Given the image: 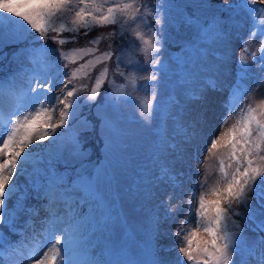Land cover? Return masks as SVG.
<instances>
[{"label":"snow or ice","instance_id":"1","mask_svg":"<svg viewBox=\"0 0 264 264\" xmlns=\"http://www.w3.org/2000/svg\"><path fill=\"white\" fill-rule=\"evenodd\" d=\"M245 23L247 36L241 32ZM110 25L117 29L93 37L89 47L63 49L77 41L81 29L87 36L93 28ZM65 32L72 35L64 36ZM184 32L191 35L185 37ZM257 37L258 48L251 51ZM233 38L239 40L234 66L228 57ZM105 40L109 41L108 50L99 52L97 46ZM114 40H119L118 49H113ZM168 40H174L185 53L175 58V71L181 80L199 83L184 92L183 102L169 95L161 106L158 89L169 68L160 54ZM49 41L59 47H51ZM10 46H15L14 59L24 56L33 67L20 65L10 76L0 77V225L8 230L6 234L0 228V257L6 255L9 264H23L24 260L30 264H103L75 254L79 246L87 256L84 225L93 217L82 214L81 202L88 204L98 198L101 173L85 175L74 167L73 160L82 161L89 155L85 148L89 138L81 139L80 133L91 132L94 126L85 118L83 128L71 138L65 168H71L74 179L54 169L50 149L56 145L55 159L61 158L57 141L63 133L57 130L66 129L70 116L75 117L81 106L78 93L88 91L85 102L96 101L107 81L110 91L105 94V103L97 105L106 150L117 146L121 134L116 117L121 103L132 104L147 127L159 121L156 135L164 147L156 156L159 171L152 180L159 194L150 189L148 195L158 199L157 208L164 214L161 217L157 212L152 218V258L148 264H264V98L241 108L234 122L218 135H209L210 146L205 150L210 155H215L213 150H226L231 161L226 169L224 158H218L220 180L207 188L202 181L198 197L190 190L183 203H173L177 191L183 190L184 165L198 156L195 141L210 124L206 116L209 108L218 104L225 109L223 127L232 119L237 104L264 84V0H223L218 4L212 0H0V52ZM217 47L224 49L223 56L218 55ZM89 55L93 59L69 69V63ZM114 55L113 77L123 78L119 84L108 77V61ZM53 64L58 75L50 78ZM99 64L105 66L90 90L87 85L73 84L79 73ZM254 66L257 71H253ZM125 67L130 70L126 72ZM22 73L28 83L24 89L17 87ZM89 75L84 71L80 78ZM56 80L62 85L60 94H53ZM209 93L219 95L210 97ZM7 98L12 101L10 110L5 108ZM169 121L171 136L167 132ZM46 140L48 145H44ZM33 145L39 147L30 148ZM46 150V166L33 169V175L42 177L43 183L34 179L22 187L20 177L25 175V166L29 161L39 164ZM208 195L215 198L206 199ZM194 198L195 227H185L186 220L180 222L172 233L177 255L170 260L161 255L169 247L155 243L166 235L161 233L160 224L174 219L185 204L192 212ZM29 199L37 203L29 204ZM42 213L47 218L48 233L46 250L41 253L44 245L36 238L34 227ZM201 231L207 239L200 238Z\"/></svg>","mask_w":264,"mask_h":264},{"label":"rangeland","instance_id":"2","mask_svg":"<svg viewBox=\"0 0 264 264\" xmlns=\"http://www.w3.org/2000/svg\"><path fill=\"white\" fill-rule=\"evenodd\" d=\"M179 1L180 0H175L176 3H179ZM212 2L218 4L223 2V0H213ZM221 15H227V13H221ZM247 28L248 26L246 25V27L244 26L241 30L244 36H247ZM182 35L187 37L191 34L184 32ZM173 36H175L174 32ZM258 41L259 37H257V40L250 46L251 51L257 50ZM174 43H176L174 40H170L160 54V56L163 54L171 56L169 61L164 62L163 60L164 64L168 66L169 71L163 74V79L161 80L160 87L158 89L161 106H163V102L168 99L169 95H173L178 100L183 102L182 92L192 88L190 85H196V83H198V81L191 84L183 82L179 73L175 71V58L178 56L183 57L185 53L181 52L180 45L176 49H171L170 45ZM238 49L239 40L233 38L228 50L229 62L233 66L235 65V58ZM217 53L218 55L223 56L224 49L222 47H217ZM138 58L141 62L143 61L142 56ZM209 59L212 60L214 57H209ZM258 59L259 55L257 56V60ZM77 63L79 64L73 65L74 68L81 64L80 62ZM0 65L3 66L0 77L10 76L13 72L19 70L20 65H25L28 68L33 67L28 64V61L24 56H21L17 60L13 58V55L11 56V60L9 62ZM68 67L70 69V64ZM126 68L127 67L124 68L126 72L130 70L129 68ZM113 70L114 69H109V79L114 78L118 84L122 83V77L119 75H115V77H113V74L110 73ZM84 71H86V69ZM84 71L79 73L77 78L73 79V84L77 87L82 84L87 85L90 90L93 83L91 82V84L88 85V81L86 80L87 78H80L83 77ZM253 71H257L255 66L253 67ZM51 77H54V75L50 71V78ZM246 83L249 86H252L253 82L248 80ZM56 84L57 87L53 89V94H60L62 85H60L59 80H56ZM104 85H108V82L105 81ZM197 86L198 84L195 87ZM17 87L20 89L28 87L27 79L23 73L17 80ZM108 87L109 86H106L104 91L100 90V93L94 102H85L84 97L88 95V91L78 93L81 98V106L77 110L75 117L70 116L69 125L66 131L61 132V129L57 130L58 133H63V135H65V137H62L63 139H60L57 143V145H59L61 156L58 160L65 164V158H68L69 150L72 147L71 138L73 133L83 128V121L85 118L90 121L94 126L93 130L91 132L80 133L81 139H84L85 137L89 138L88 143L85 144V148L90 150L89 155L82 161L73 160V165L75 168L81 169L85 175L95 177L97 173H101L98 182V198L88 204L81 202L82 214H90L93 217L91 223L84 225V243L88 250L87 256L82 255L83 250L79 246H77L75 254L79 258L90 257L92 259L101 260L103 261V264H148L152 258V218L157 212H159L161 217L164 214V210L162 208H157L158 199L155 196L148 195L150 189L156 192L157 195L159 194V188H154L152 184L153 177L158 175L159 171V161L156 156L164 147L160 142V138L156 135V128L159 121H154L151 127H147L142 122L138 111L132 104L121 103L120 108L116 112L121 134L117 139V146L112 151L106 150L101 129V120L97 116V105L105 103V94L110 91V88ZM216 95L219 94L209 93L210 97H214ZM227 95L228 93L225 92L224 97L226 98ZM261 98H264V84H262L259 89H253L250 96H245L244 99L237 104L232 113V119H230L228 124L223 127L221 126V121L227 114L225 109L218 104L212 105L209 108L206 116L210 121V124L204 127L202 134L198 136L195 141L198 156H192L188 163L184 165L183 171L185 172V176L183 178V190L177 191V198L173 201V203H183V197H185L190 190L194 192L195 197H198L202 190V181H206L205 188H207L208 186L215 185L217 181L220 180V163L218 158L221 156L224 158L226 169L231 161L228 159L226 150H213L215 155H210L205 150L210 146V140L208 137L209 135H218L234 122L241 108L248 104H254ZM7 99L8 104L5 105L6 107H8V105L12 102L11 98ZM167 132L168 135L171 136V121L168 122ZM92 140L94 141V144L91 143ZM95 141L99 142V145L94 150L101 149L102 162L98 165V168L94 167L93 172L87 173L85 172L86 170L88 171L92 169L93 160L90 159V157L94 154V150H92V148L96 147ZM48 144L49 141H44V145ZM37 147L39 146H30V148ZM52 148L55 154L57 146L54 145ZM26 151H29V149H26ZM191 154L192 149L190 148L189 155ZM43 155L44 159L41 160L39 164H33L32 161H29L28 165L25 166V175L20 177V185L22 187L26 182L31 184L34 179H39L40 182L43 183L42 177L33 175L34 167L43 168L46 166L48 154L43 153ZM161 159H163V156H161ZM54 163H56V161H54ZM53 167L55 169V165H53ZM228 170L230 171V169ZM59 172L63 173L70 179H74L75 177V173L71 170V168L68 171L65 167L60 166ZM160 198L162 199V197ZM214 198L215 197L211 195L206 197V199L209 200ZM27 203H37V201L29 199ZM253 203H255V201H253ZM196 206L197 199L194 198L192 202V212L188 211L185 204L175 213L174 219L164 220L160 224L161 233H166V235H161L155 240V243L157 246L166 245L170 249L167 253H161V255L166 256L170 260L175 259L177 253L173 247L175 244V238L172 236V233L180 225L182 220H186L185 227H188L189 225L195 227ZM45 219L40 217L35 221V227L39 225L37 230L34 231L36 238L44 245L39 249L41 253L46 250L47 245L46 236L48 233V223L47 218ZM22 220L23 217H21V221ZM43 224H46L47 226L45 227V230L41 232V226ZM0 228H2L7 234L8 230L6 228H3L2 225H0ZM32 233L33 231L30 229L28 235L31 236ZM250 235L252 234L250 233ZM199 236L201 239H207L206 234L202 231L199 233ZM12 239L16 240L18 238L16 236H12ZM236 259H238V257ZM0 264H9L6 255L4 257H0ZM23 264H30V262L24 260ZM184 264H188V262L184 261Z\"/></svg>","mask_w":264,"mask_h":264},{"label":"trees","instance_id":"3","mask_svg":"<svg viewBox=\"0 0 264 264\" xmlns=\"http://www.w3.org/2000/svg\"><path fill=\"white\" fill-rule=\"evenodd\" d=\"M213 1V0H212ZM151 2V0H150ZM185 0H180L179 3H184ZM229 2H232V0H229ZM222 3V2H221ZM224 14V13H223ZM247 23H245V27H246ZM117 29V26L116 25H110V26H107L106 27H103V28H93L92 31L87 35H83V32H84V29H81L80 30V35L78 36V39L75 43H68V44H65L63 46V49L66 51L67 49H73V48H83V47H89L90 45L88 44V41L91 40L93 37L97 36V35H100L101 33H104V34H107L113 30H116ZM51 35V33H50ZM64 36H69V35H72L71 33H63ZM170 40H168L166 43H165V46L166 44L169 42ZM49 44L51 47H59L57 45H52L51 42L49 41ZM108 45H109V41L105 40V41H102L97 47L99 49V52H104L106 50H108ZM118 45H119V40H114L112 41V46H113V49H118ZM15 51V46H10V47H7V48H4L2 52H0V64H5L7 62H9L11 60V56H12V53ZM99 52L97 54H99ZM178 52V51H177ZM179 53V52H178ZM6 54V55H5ZM171 54V53H170ZM161 57V60L164 62L166 61H169V59H171V56L169 55H166V54H163L160 56ZM93 59V57L91 55L89 56H85L82 60H78L77 62H80L81 64H83L85 61L87 60H91ZM115 55L113 56L112 60L108 61V68L109 69H114L115 68ZM4 62V63H3ZM63 64L64 62L63 61H60L59 63V67L60 68H63ZM70 64V69L74 68L73 65H78L79 63H75V64H72V63H69ZM105 65L104 64H99L98 66H96L94 69H92L90 66L88 68H86V71H89L90 72V75L87 77V81H88V85L92 83H94V80L97 76V74L99 73V71H101V69H103ZM3 66L0 65V73L2 72V69ZM128 69V68H126ZM65 72H67L68 70L65 69L64 70ZM51 72L53 73L54 77L58 75L57 71H56V65L53 64L52 68H51ZM111 74H113V71L110 72ZM203 75V74H202ZM86 81V82H87ZM199 83V82H198ZM196 83V85L198 84ZM196 85H190L193 87H195ZM70 88H71V85H69ZM106 86H109V85H104L101 87V91H104L105 87ZM109 88V87H108ZM62 91V90H61ZM187 91V90H184L182 92V94H184V92ZM178 96V95H177ZM94 102V101H93ZM89 116V115H88ZM90 117V116H89ZM66 129H61L60 131L61 132H64L66 131ZM82 135V134H81ZM62 137H65V135H63ZM63 139V138H61ZM58 143V141H57ZM92 144H94V141L92 140L91 141ZM99 145V142H96L95 141V148H92V150L96 149ZM103 145V144H102ZM54 146V145H53ZM52 146V147H53ZM50 151H52L54 153V150L53 148L50 149ZM45 154H48V151L46 150L44 152ZM101 157H102V153H101V149H97V150H94V154L91 155L90 159L93 160V164H92V169L90 170H86L85 172L87 173H91L93 172L94 170V167L98 168V165L102 162L101 161ZM54 161H56V163H54L53 165H55V170L56 171H59L60 170V166L62 167H65V164L63 162H60L58 159H55V154H54ZM60 162V163H59ZM66 170H70V168L66 169Z\"/></svg>","mask_w":264,"mask_h":264},{"label":"water","instance_id":"4","mask_svg":"<svg viewBox=\"0 0 264 264\" xmlns=\"http://www.w3.org/2000/svg\"><path fill=\"white\" fill-rule=\"evenodd\" d=\"M179 47V44H177V43H174V44H171L170 45V48L171 49H176V48H178Z\"/></svg>","mask_w":264,"mask_h":264},{"label":"bare ground","instance_id":"5","mask_svg":"<svg viewBox=\"0 0 264 264\" xmlns=\"http://www.w3.org/2000/svg\"><path fill=\"white\" fill-rule=\"evenodd\" d=\"M5 108H6V110H10L9 107H6V106H5ZM42 214H43V213H42ZM45 220H46V219H45ZM44 239H45V238H44Z\"/></svg>","mask_w":264,"mask_h":264}]
</instances>
